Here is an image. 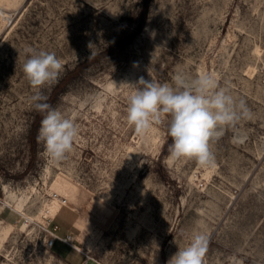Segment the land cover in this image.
<instances>
[{
  "label": "rangeland",
  "instance_id": "374dc122",
  "mask_svg": "<svg viewBox=\"0 0 264 264\" xmlns=\"http://www.w3.org/2000/svg\"><path fill=\"white\" fill-rule=\"evenodd\" d=\"M142 3L0 0V264H167L197 230L205 264H264V0H152L134 40L57 100L79 128L67 159L32 146L25 48L54 52L62 77L130 35ZM178 71L214 73L254 114L212 146L213 168L170 158L167 117L143 136L126 121L124 82ZM55 227L68 243L48 248Z\"/></svg>",
  "mask_w": 264,
  "mask_h": 264
},
{
  "label": "clouds",
  "instance_id": "9594fccd",
  "mask_svg": "<svg viewBox=\"0 0 264 264\" xmlns=\"http://www.w3.org/2000/svg\"><path fill=\"white\" fill-rule=\"evenodd\" d=\"M23 73L35 89L31 106L42 115L37 141L52 164L65 161L79 135L78 125L61 110L49 104L45 87L58 83L64 71L62 60L54 52L25 48ZM132 91L127 98L126 121L138 136L146 135L167 117L172 160H191L201 168H213L216 157L212 146L228 130L251 120L253 112L244 98H237L231 88L222 86L214 73L190 76L176 72L171 83H161L143 76L124 82ZM188 243L170 257L167 264H205L210 237L202 230L185 234Z\"/></svg>",
  "mask_w": 264,
  "mask_h": 264
},
{
  "label": "trees",
  "instance_id": "16d2710c",
  "mask_svg": "<svg viewBox=\"0 0 264 264\" xmlns=\"http://www.w3.org/2000/svg\"><path fill=\"white\" fill-rule=\"evenodd\" d=\"M152 0H143L141 5L140 13L138 16V21L136 27L134 28L133 32L124 37L119 43L104 49L103 51L86 57L83 61H80L73 68L68 69L67 72L59 79L58 83L54 85L52 88L51 94L48 98V103L51 104L53 107L55 106L57 100L67 91L68 86L77 78L79 77L89 66L97 63V61L103 59L104 57L118 52L121 47H125L129 45L134 38L139 34V32L144 27L146 20L148 18V12L150 8ZM42 119V115L40 113H36L34 120L32 121V126L29 130V139L31 140L32 146H34L35 142L37 141V134L38 129L40 127V121ZM34 152V151H33Z\"/></svg>",
  "mask_w": 264,
  "mask_h": 264
},
{
  "label": "built area",
  "instance_id": "2783aa9c",
  "mask_svg": "<svg viewBox=\"0 0 264 264\" xmlns=\"http://www.w3.org/2000/svg\"><path fill=\"white\" fill-rule=\"evenodd\" d=\"M57 230L58 228L55 227L52 231H51V237L49 239H47V247L48 248H52V246L54 245V243L56 242L57 239L63 241V242H66L68 243V237H60L58 234H57Z\"/></svg>",
  "mask_w": 264,
  "mask_h": 264
},
{
  "label": "bare ground",
  "instance_id": "6f19581e",
  "mask_svg": "<svg viewBox=\"0 0 264 264\" xmlns=\"http://www.w3.org/2000/svg\"><path fill=\"white\" fill-rule=\"evenodd\" d=\"M60 205H55L52 209H51V213L56 214V212L60 209Z\"/></svg>",
  "mask_w": 264,
  "mask_h": 264
}]
</instances>
